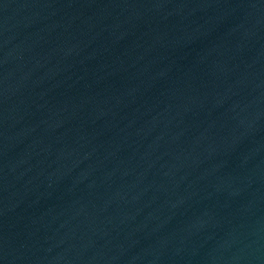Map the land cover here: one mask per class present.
I'll list each match as a JSON object with an SVG mask.
<instances>
[{
	"label": "water",
	"instance_id": "95a60500",
	"mask_svg": "<svg viewBox=\"0 0 264 264\" xmlns=\"http://www.w3.org/2000/svg\"><path fill=\"white\" fill-rule=\"evenodd\" d=\"M0 264H264V0H0Z\"/></svg>",
	"mask_w": 264,
	"mask_h": 264
}]
</instances>
